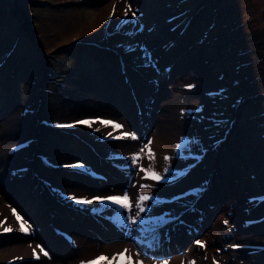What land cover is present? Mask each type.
I'll use <instances>...</instances> for the list:
<instances>
[{"label":"rangeland","instance_id":"rangeland-1","mask_svg":"<svg viewBox=\"0 0 264 264\" xmlns=\"http://www.w3.org/2000/svg\"><path fill=\"white\" fill-rule=\"evenodd\" d=\"M158 1L171 15L152 27L161 9L146 15L147 1L0 0V264H87L125 249L143 264H264V202L254 200L264 197V0ZM92 19L96 37L82 39ZM28 88L38 94L30 119L20 115ZM192 97L202 110L174 121ZM97 118L123 128L75 123ZM181 137L199 143L178 156ZM149 141L154 161L145 148L132 165ZM165 156L178 178L143 179L139 167L163 173ZM124 192L158 198L142 215L166 222L142 233L121 222L127 210L66 198Z\"/></svg>","mask_w":264,"mask_h":264},{"label":"snow or ice","instance_id":"snow-or-ice-1","mask_svg":"<svg viewBox=\"0 0 264 264\" xmlns=\"http://www.w3.org/2000/svg\"><path fill=\"white\" fill-rule=\"evenodd\" d=\"M129 11H131V6H129L128 8L125 9V12H124L125 17L128 16ZM114 12H115V6H113V14H114ZM132 17L133 18L136 17L135 12H132ZM109 18H111V15ZM146 58L150 60V57H146ZM188 87L191 88V87H193V85H188ZM201 110H202L201 108L194 109L195 112H200ZM97 120L99 121V123H101L105 127L111 126L114 131L123 128L122 124H119V123L111 121V120H100L99 118H97L96 120H91V119L80 120V121H76L75 123L85 124L88 127H92L93 124L97 122ZM60 126H67V125H60ZM96 131H100V129L97 128ZM108 136L112 137L113 139H125V138H129V137L133 140L137 139L135 133H129V132H121L120 135H118V136H113V133L109 132ZM151 143L152 142L149 141L148 144L144 145L141 148L139 153L133 154L131 156L130 159H131L132 165H138L139 164V161L141 159V153L144 152L145 148L147 149V158L150 161H154L155 153L151 149ZM198 143H199V141L196 140V138L188 139L187 137H181L180 143L176 147V154L178 156H181L183 154L184 150H188L190 152L192 146H196V145H198ZM13 151H15V149H13ZM170 159H171V157H169V156L164 157V160L166 162V166L163 169V173L156 171L152 164H150L149 168H144L143 166H140L139 171L144 173V176L142 178L152 180L156 183H160L162 181H166V182L175 181L178 178V176L180 175V173H172L171 175H167L168 173L172 172L171 168L167 165V162L170 161ZM63 167L83 168L84 165L78 162L76 164L63 165ZM183 174L186 175L187 172H184ZM140 187L141 188H149V187H154V185L141 184ZM201 190L202 189H193V190H191V193H186L184 195H188V194L196 195ZM66 198H70L71 200L76 201L77 203L92 204L94 202H98L100 204L115 205V206H117L118 209L127 210L128 215L126 217L120 216L121 222L123 223V225L126 228H129V229H131L133 226L139 225L140 231L142 233L146 232L148 230L144 227L145 225L158 224V223L166 222L167 214H165L164 216L157 217L155 219L149 217L148 220H146L144 218V216L142 215V214H148L152 207L161 203V201L158 198H156L155 196L150 195L148 193H140L136 197L135 203H133L132 198L128 195L127 192H124L122 195H111V196H107V197L94 196L91 198L77 197L76 195L71 194L70 197H66ZM173 199L175 200L177 198L174 197ZM254 200H257L259 202H264V197L254 198ZM133 209H135V211H133ZM13 215L16 217L17 221L20 224L19 230L23 233H28L31 229V226L28 225L27 222L24 221L23 218L19 214L16 213L15 209H13ZM2 223L3 222H0V224H2ZM224 223L228 224V221L225 220ZM3 231L9 232V231H12V228L7 227V228H4ZM153 231H154V229H153ZM152 238H153V240L157 239V237L155 235H153ZM195 243L201 247L205 246L204 242L199 241V240L195 241ZM232 247H234V248L240 247V245H232ZM41 252H43V254L45 256L48 255V253L46 251H44L43 248H41ZM127 252H128V250L125 249L124 252L114 254L111 259H109L107 256L101 255V256L96 257L95 260H93V261H88L87 264H96L97 261H99L100 264H143V261L139 260V259H137L134 262L131 255H127V256L125 255ZM33 255L36 256L35 249H33ZM82 264H83V262H82ZM165 264H166V262H165Z\"/></svg>","mask_w":264,"mask_h":264},{"label":"bare ground","instance_id":"bare-ground-1","mask_svg":"<svg viewBox=\"0 0 264 264\" xmlns=\"http://www.w3.org/2000/svg\"><path fill=\"white\" fill-rule=\"evenodd\" d=\"M144 1H147V5H145V6H143V7H145V9H146V15L150 12V11H152V10H158V9H161V10H159L158 12L159 13H157V15H156V17L154 18V23H153V26L152 27H156L158 24L160 25V26H162L163 24H164V22H165V19L169 16V15H171V13L170 12H168V14L166 13V11L163 13L162 12V6L160 5V1H158V0H140V3H142V2H144ZM162 2V1H161ZM139 5H136V7H138ZM117 8V7H116ZM119 8V7H118ZM122 11L123 10H121L120 11V14L122 13ZM124 11H125V9H124ZM118 12H119V10H118ZM130 13V12H129ZM95 14V13H94ZM116 15V14H115ZM94 16V15H93ZM96 16V15H95ZM96 18V17H95ZM157 20V21H156ZM159 20V21H158ZM167 20V19H166ZM156 22H157V24H156ZM168 23V22H167ZM96 26H97V21H95L94 19H92V20H85V21H82L81 23H80V35H82L83 37H81L82 39H87V40H91V39H94L95 37H96V32L94 31L95 29H96ZM158 27V26H157ZM160 31H161V29H160ZM156 33H158V32H156ZM180 77V76H179ZM184 77V76H183ZM178 79V78H177ZM182 79V78H181ZM180 79V80H181ZM185 80V79H184ZM30 82V81H29ZM33 82V81H32ZM183 82V81H182ZM182 82H181V84H182ZM31 83V82H30ZM176 83V82H175ZM188 83V82H187ZM177 84V83H176ZM180 85V84H179ZM189 85V84H188ZM178 86V85H177ZM29 89V88H28ZM177 91H179V90H177ZM173 92V91H172ZM36 96H38V94H37V91H34L32 88H30L29 90H28V95H27V97L23 100V102H22V107L23 108H21V110H20V115L22 116V117H28V119H30V117H31V113L33 112L32 110V108H33V102H34V99L35 98H37L38 99V97H36ZM193 98V97H192ZM36 99V100H37ZM179 99V98H178ZM193 100H197V99H195V98H193L192 99V102H191V104H189V106L190 105H192L191 107H190V109L188 110L187 108L186 109H184V107H183V105H178V104H176L175 106H174V108L176 109V114L174 113H172V112H175V111H172L171 113H172V115H171V117H172V119L174 120V121H176V122H178L180 119V114H183V112H184V110H185V112H188V111H192L193 112V110L194 109H196V108H200V106L199 105H194L193 104V102H198V100L197 101H193ZM173 101H175V99H172L171 101H169L170 102V104L173 102ZM169 102H167V103H169ZM130 103V102H129ZM176 103H177V101H176ZM199 103V102H198ZM165 105H166V103H165ZM182 106V109L181 108H179L178 109V107H181ZM187 106V105H186ZM163 108V107H162ZM171 108H172V106H171ZM26 109H28V111L26 110ZM35 109V108H34ZM163 110V109H162ZM36 112V111H35ZM195 112V111H194ZM196 114L198 113V112H195ZM185 115H183V117H184ZM171 117L167 120L168 121V124H170V122H171ZM182 117V118H183ZM174 118H177V119H174ZM78 126V125H77ZM69 128V127H68ZM70 129V128H69ZM71 130V129H70ZM161 143H163V141H160L159 143H158V145H156V146H160L161 145ZM165 143V142H164ZM156 154V153H155ZM157 155V154H156ZM156 157V156H155ZM158 157V156H157ZM146 158H147V155H146ZM148 160V159H147ZM157 162H159L158 160H157ZM158 165V164H157ZM16 169H19V167H16ZM205 186V185H204ZM50 193V192H49ZM53 193V192H52ZM56 193V192H55ZM58 195V194H57ZM65 199V198H64ZM66 201V200H65ZM75 204V203H74ZM0 210H3V212H6L7 210H8V205H6L5 203H2V202H0ZM2 212V213H3ZM9 214H10V212H9ZM3 215V214H2ZM10 216H13V215H10ZM3 217H5V216H3ZM146 217V216H145ZM12 218V217H11ZM12 220H14V217L12 218ZM9 221V220H8ZM6 223V222H5ZM7 224V223H6ZM7 226V225H6ZM240 229V228H239ZM242 232L241 233H244V230H241ZM242 238V237H241ZM243 239V238H242ZM21 248H22V250L24 251V253H27L26 252V247L28 248V250L30 251V247L31 248H34L33 246H26V245H21L20 246ZM19 249V248H18ZM14 250H16L17 251V248L16 249H13V251ZM198 250V249H197ZM15 251V252H16ZM19 251V250H18ZM14 253V252H13ZM138 254V253H137ZM136 254V255H137ZM11 255H14V254H11ZM9 256V255H8ZM138 256V255H137Z\"/></svg>","mask_w":264,"mask_h":264},{"label":"trees","instance_id":"trees-1","mask_svg":"<svg viewBox=\"0 0 264 264\" xmlns=\"http://www.w3.org/2000/svg\"><path fill=\"white\" fill-rule=\"evenodd\" d=\"M264 80V79H263ZM264 86V82H261L260 86H257L256 89L260 90ZM255 88V87H254Z\"/></svg>","mask_w":264,"mask_h":264},{"label":"water","instance_id":"water-1","mask_svg":"<svg viewBox=\"0 0 264 264\" xmlns=\"http://www.w3.org/2000/svg\"><path fill=\"white\" fill-rule=\"evenodd\" d=\"M253 96H255V95H250V96H248V98H245L242 102H243V103L246 102L247 99H250V98L253 97Z\"/></svg>","mask_w":264,"mask_h":264}]
</instances>
